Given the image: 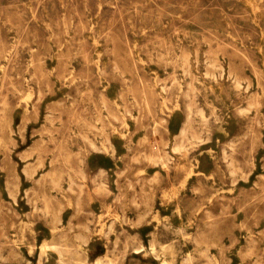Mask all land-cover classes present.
<instances>
[{
  "label": "rangeland",
  "instance_id": "374dc122",
  "mask_svg": "<svg viewBox=\"0 0 264 264\" xmlns=\"http://www.w3.org/2000/svg\"><path fill=\"white\" fill-rule=\"evenodd\" d=\"M163 260L264 264V0H0V264Z\"/></svg>",
  "mask_w": 264,
  "mask_h": 264
},
{
  "label": "bare ground",
  "instance_id": "6f19581e",
  "mask_svg": "<svg viewBox=\"0 0 264 264\" xmlns=\"http://www.w3.org/2000/svg\"><path fill=\"white\" fill-rule=\"evenodd\" d=\"M202 117V116H201ZM189 126L188 125H185L184 127H183V129H182V131H181V136L182 137H185L186 135H187V133H188V130H189ZM92 146V145H91ZM183 148V146H179V148H177L176 150H181ZM84 249V251H85V249H86V251H87V248L86 247H84L83 248ZM153 250H154V248H152ZM85 251V252H86ZM145 251H146V247L144 246V247H139V248H135L134 249V254H136V255H141V254H144L145 253ZM155 251V250H154ZM59 253V252H58ZM87 253V252H86ZM59 256H60V258H61V254L59 253ZM157 259H159V257L157 256L156 257ZM61 262V264L63 263V261H60ZM83 262H86L85 260L83 261ZM163 262V264L165 263V264H168L169 263V261H166V260H163L162 261ZM185 263V262H184ZM185 264H190V261H188L187 262V260H186V263Z\"/></svg>",
  "mask_w": 264,
  "mask_h": 264
}]
</instances>
